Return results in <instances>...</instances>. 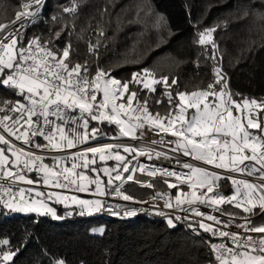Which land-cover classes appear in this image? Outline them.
Segmentation results:
<instances>
[{"label":"snow or ice","instance_id":"1","mask_svg":"<svg viewBox=\"0 0 264 264\" xmlns=\"http://www.w3.org/2000/svg\"><path fill=\"white\" fill-rule=\"evenodd\" d=\"M45 3L46 0H34V10L31 11L29 9H33V4L24 3L23 11H17L15 19L11 22L17 27L0 37V86L17 89L18 94L27 101V104L18 101L12 105L7 101H0L2 105L0 112L19 113L15 119L7 114L0 117V126L9 136L28 146L27 150L17 147L11 140L0 134V144L7 145L6 150L0 148V181L10 180L7 187L0 182V193L7 194L6 199L4 195H0V203L4 208L12 212L50 214L53 218L60 219L54 208L47 202L55 200L57 203H65L66 206V202L71 201L79 209L78 214L81 216L85 214L91 216L103 211L111 215L122 213L124 216H135L144 209L119 204L111 205L106 203L104 198L114 193L123 201L148 203V201L135 200L132 195L125 194L126 190H122L126 181L153 187L151 183H143L135 178L136 172L139 171L147 173L150 177H155L157 174L161 177H175V183L163 181L169 189L178 188L181 184H186L191 189L189 192L178 191L174 196V203L170 194L158 192L151 198L153 208L156 207V200H163L165 208L204 216L206 220L214 221L217 225L223 222L214 215L201 212L195 205L203 204L214 211H220V205L232 204L248 214H251L258 206L264 214V183L249 182L229 175L239 173L256 176L258 181H264V123L259 122L258 116L254 114L257 109L264 111V100L258 102L255 98L248 97L240 101L234 99L233 93L228 88L226 74L217 67L215 80L209 83L206 89L192 92L178 91L176 97H173L171 91H167L166 115L161 116L159 112L153 114L148 109V100L141 102L138 99V92L130 90L129 84H142L143 89L155 92V84H163L165 89H171L176 84L175 79L170 84L167 76L157 78L151 70L145 68L133 73L131 80L121 82L99 65L95 74L90 77L87 61L81 64L70 60L71 42H68L63 49L57 47L55 51L49 49L46 44L41 45L39 38L29 41L27 47H17L18 41L15 37L18 35V29L27 27L23 21L30 20L35 24L42 15ZM64 11L74 12L75 9L65 8ZM53 19L56 18L53 17ZM17 22L20 23L17 24ZM156 26L166 28L167 23L161 24L158 21ZM5 27L9 26L0 24V30ZM215 31L216 28L212 27L200 32L198 43L200 45L211 43L216 50L217 45L212 40V34ZM100 34L103 35V32ZM55 35L59 38L60 32H56ZM4 40L10 42L4 43ZM98 47L99 41L96 45H89V51L95 54ZM155 103L159 105L163 101L157 100ZM33 117L36 119L33 120ZM9 120H12L11 125L5 123ZM91 121L115 124L119 135L111 139L127 137L132 140H141L149 133L173 137L174 139L165 140L161 136L159 140L152 139L150 143L166 145L168 151L176 155L168 156L167 153L157 151L154 152V156L157 159L163 156L170 161L174 159L176 164L188 171L177 172L159 167L146 168L143 164L130 168L131 161L120 154L121 149L123 153L146 155L148 159L153 158L152 150L113 144L92 146L89 143L90 140L99 141L107 137V133L101 132L96 127L89 130ZM21 128L23 131H20ZM249 129H258L261 134L253 133ZM57 135L59 141L54 142ZM35 137H42L47 143L41 144L34 139ZM85 144H88L86 148H79L80 145ZM74 148L79 150L65 152ZM33 149H38L42 153L57 151L65 152V154L51 156L52 164L49 165L44 163L46 156L36 154ZM6 151L10 155H6ZM89 153L92 154L91 159L88 158ZM97 155L100 161L115 160L118 163L114 168H90V165L96 164ZM181 157H187L190 160H184ZM68 160L72 161L71 167L63 166ZM78 161H82V164ZM246 161L254 163L246 164ZM256 165L259 167L257 168ZM206 166L224 171L217 172ZM78 167L95 172L96 178H91L84 171L77 172ZM26 172H35L45 186L58 189L74 186L75 191L89 192L93 191L90 186L95 185L93 194L97 198L81 199L75 195L69 197L59 192H49L45 196L44 193L36 192V197L44 198L25 199L23 193L26 190L20 188L21 195L19 199H16L15 194L12 193V187L17 181L30 185L39 182L27 178ZM100 172L108 177L107 185H104L100 179ZM124 173L128 175L124 176ZM257 173H259L258 176ZM222 179L230 180L234 186L232 195L225 196L215 191L220 187L219 181ZM115 181H120V184H115ZM205 189L206 191H203ZM27 191L31 192L33 189H27ZM210 193L214 194L208 195ZM155 214L165 216L169 227H176L172 216L165 214L162 209L157 208ZM237 215L230 214L224 227L232 224ZM181 219L180 216L175 217L177 221ZM198 223L205 232H211L213 236L218 234L220 237H228L231 240L234 247H226L225 244L212 245L219 264H264V235L242 236L236 232L223 231L203 221ZM236 227L242 228L245 233L264 234V224L257 226L247 217H244L243 224H238ZM92 231L103 235L105 230L100 228ZM30 238L29 233L23 238L21 245L26 246ZM8 244L7 239L0 240V245ZM19 250L17 248V251ZM15 255L14 251L0 250V264H8ZM52 264H66V262L59 258L54 259Z\"/></svg>","mask_w":264,"mask_h":264},{"label":"trees","instance_id":"2","mask_svg":"<svg viewBox=\"0 0 264 264\" xmlns=\"http://www.w3.org/2000/svg\"><path fill=\"white\" fill-rule=\"evenodd\" d=\"M24 3L34 0H0V24L12 22ZM65 8L75 11L66 12ZM158 21L166 22L167 27H157ZM212 27L216 28L213 41L219 47L233 98L264 100V0H46L42 15L35 24H29L17 47H27L29 41L39 38L41 45L55 51L71 42L70 60L81 64L87 61L90 76L99 65L121 82L131 80L133 73L145 68L157 78L167 76L170 84L175 79L171 89L156 84L155 92L143 89L142 84H129L141 102L148 100L150 112L164 116L168 111L167 91L176 97L178 91L203 90L212 83L210 45L198 43L199 33ZM56 32H60L59 38ZM98 41L94 54L89 45ZM196 61L198 69L194 67ZM157 100L163 103L157 105ZM0 101L10 105L26 102L16 90L6 86H0ZM5 114L13 119L19 115L0 112V117ZM263 116L264 111L260 110L261 121ZM92 127L108 136L119 133L115 124L107 122L91 121L89 130ZM219 184L215 191L225 196L233 194L230 180L222 179ZM179 189L189 188L169 189L166 183L157 181L153 188L127 184L122 190L134 199L146 201L158 192L174 197ZM56 208L62 221L34 214L8 217L1 209L0 240L7 239L9 244L0 245V250L16 252L8 264H52L59 258L66 264H211L210 251L203 241L185 232L177 220L176 227H169L165 216L155 212L126 221L102 215L84 217L76 211L67 216L68 209L61 204ZM223 210L244 216L232 206ZM260 213L261 210L255 211L253 216ZM252 223L264 224V214ZM99 227L105 228L101 236L92 231ZM29 233L27 245H21Z\"/></svg>","mask_w":264,"mask_h":264},{"label":"built area","instance_id":"3","mask_svg":"<svg viewBox=\"0 0 264 264\" xmlns=\"http://www.w3.org/2000/svg\"><path fill=\"white\" fill-rule=\"evenodd\" d=\"M31 10H34V7H33V9H29V11H31ZM23 22L27 24V27L18 29V35L15 37L17 39V41H19L20 37L26 33V31L28 29V26L31 23L30 20H24ZM19 23L20 22H17V24H19ZM6 25H8L9 27H5L3 30H0V37L5 36L10 29H15L17 27L16 24H12L11 22L6 24ZM3 42L4 43H9L10 41L9 40H4ZM210 48H211L210 57H213V58H211L212 61H213V69H212V72H211V81L214 82V80H215V69L217 67L221 68L223 73H225V72H224V69H223V59H222V56H221V54L219 52L218 45H217V49L216 50L213 49L212 44L210 45ZM49 49H51V48H49ZM194 67H196L197 69L199 68L198 61H196L194 63ZM226 78H227V81H228V76L227 75H226ZM7 88H9V87H7ZM228 88H229V84H228ZM9 89H12V88H9ZM14 90H16L18 92L17 89H14ZM25 104H27V101L25 102ZM35 119H36V117H33V120H35ZM50 119H55V117H50ZM118 135H119V133H118ZM118 135H110V136L107 135V137L101 138L99 141H91L90 140L89 143L92 146H102L104 144H113V145L136 146L137 148H146V149H151L152 150V153H153V158L152 159H148V157L146 155L145 156H136V154L134 153L135 159L133 160L130 168L138 166L139 164H143V165H145L146 168L159 167V168H167L170 171L174 170V171H177V172H187L188 171L187 169H183L178 164H176L174 159L170 161L168 159H165L163 156H161L159 159L155 158V156H154V152H157V151L162 152V153H167L168 156H175L176 155L175 153H172V152L168 151V147L166 145L150 143V141L152 139L159 140L161 138V136H163V138L165 140L174 139L173 137L165 135V134H160V136H157L155 133H149L146 138L141 139V140H132V139L127 138V137H122L120 139H111V137L118 136ZM7 138L9 140H11L12 143L15 144L17 147H23V148H25L27 150V147H26V145L23 144V142H17L15 140H13L12 138L8 137V136H7ZM34 139L35 140L39 139V140L47 143V141H45L42 137H35ZM58 141H59V136L57 135L56 140L54 142H58ZM87 146H88V144L80 145L79 148H86ZM79 148L65 150V152H76V151L79 150ZM34 152H36V154L45 155V156H60V155H64L65 154V152L42 153L41 151H36V150ZM181 159L190 160V158H187V157H181ZM192 162L193 163H199V162H195V161H192ZM250 163H254V162H251V161H247L246 162V164H250ZM256 167L258 168L259 165H256ZM25 175H26L27 178H31L34 181H39V182L38 183H33V184L30 185V184H27L25 182L17 181L12 187V193L15 194L16 199H19V197L21 195L19 193V189L20 188H24L26 190L23 193L25 199H30L31 196H33L32 193H34V192H41V193H44L45 195H47V193H49V192H59L62 195H67L69 197L75 195V196H77L79 198H86V199H95V198H97L93 194L95 186H90L93 191H89V192H78V191H75L74 186L71 187V188L58 189V188H53V187H50V186H45L43 184L42 179L40 177H38L35 172H30V173L26 172ZM127 175H128V173L126 174V176ZM230 175L233 176V175H236V174L235 173H230ZM135 178L138 179L139 181L143 182V183H151L153 186H154V183L157 182V181L163 182L164 180H168L169 182H172V183L176 182L175 181V177H161L159 174H157V176H155V177H150V176L147 175V173H140L139 171L136 172ZM241 178L242 179H246L249 182L264 183V181H258L256 179V176L241 175ZM0 182H2L5 187H7L8 184L10 183V180L4 179L3 181H0ZM127 184H134V185H137L139 187H146V186H141L140 183H135L133 181H126L123 184V187L125 185H127ZM178 187L189 188L188 185H186V184H181ZM146 188H149V187H146ZM151 188H153V187H151ZM27 189H33V191L28 192ZM162 194H164V193H162ZM0 195H4L5 199L7 198V194L0 193ZM171 196L173 197V195H171ZM151 198L149 200H146V201H148V203H133L132 201H123L119 197L115 196L114 193H112L111 195H109V196L104 198L106 203L111 204V205L119 204L121 206L130 207V208L144 209V211L138 212L137 215H135V216H124L122 213L120 215H111L108 212L103 211L102 212V216H104L105 218H108V219H119V220L133 221V220H136L137 217L139 215L143 214V213L155 212V210L157 208L158 209H162L165 214H170L174 218L176 216H180L182 219L178 220L177 222L179 223V225H181L183 230L185 232H187L190 236H192V237H194L196 239H200L201 241H203V243L209 249L210 254H211V264H219V261H217V259H216V252L212 249V245L213 244H216V245L225 244L226 247H234V246L232 245L231 240L228 237H220L218 234L216 236H213L211 232H205L203 229H201L199 227V223H198L199 221H203L206 224L213 225V227L220 228L223 231H231V232L239 233L242 236H246V235H249V234L253 235L254 237L255 236L264 235V234H257V233H245L242 228L236 227V225L244 223V217H241V216H236V218H235V220H234V222L232 224H230L228 227H224V224L227 223V221L229 220L230 214L224 213L221 209H220V211H214L212 208H209V207H207L206 205H203V204L195 205L196 207H199L201 212H203V213H205L207 215H214V216H216L218 219H220L223 222V223L217 225V224H215L214 221L206 220L204 216H195L194 214H192L190 212H185V211H179V210L165 208L163 200H156L155 201V206L156 207L153 208L151 206L152 203H153ZM135 200H137V199H135ZM172 202L173 203L175 202L174 201V197H173V201ZM57 204H61V203H57ZM185 207H187V205H185ZM1 209L7 210L6 208H4L2 206V203H0V210ZM34 215H36V213H34ZM184 217H187V219H184ZM248 219L253 221L252 218H248Z\"/></svg>","mask_w":264,"mask_h":264},{"label":"rangeland","instance_id":"4","mask_svg":"<svg viewBox=\"0 0 264 264\" xmlns=\"http://www.w3.org/2000/svg\"><path fill=\"white\" fill-rule=\"evenodd\" d=\"M31 4H33V7H34V3H31ZM21 11H23V9L21 10ZM212 40H213V36H212ZM206 45H211V43H209V44H206ZM156 86V84L154 85V87ZM211 99V98H210ZM134 106H135V103H134ZM150 111V110H149ZM192 110H190V112H191ZM235 114V113H234ZM27 117L25 116V119H26ZM5 123H7V124H9V125H11V123L12 122H10V121H6ZM25 127H27V125H25ZM20 131H23V128H21L20 129ZM0 134H3L6 138H7V136L8 137H10V138H12L13 140H15V138L14 137H12V136H9V134L6 132V131H4V128L2 127V126H0ZM17 134H19V133H17ZM8 139V138H7ZM15 141H17V140H15ZM17 142H22V141H17ZM1 146H0V148H5V150L7 149V145H4V144H0ZM26 147L28 148V146L26 145ZM40 151V150H38V149H33V151ZM52 152H57V151H52ZM5 154L6 155H10V153H7V151L5 152ZM121 155H124L125 157H126V159L127 160H130L131 161V164H132V162H133V160L135 159V158H133V157H135L134 156V153H132V154H127V153H123V151H122V149H121V153H120ZM50 157L51 156H46V159H50ZM88 158L89 159H91L92 158V154H88ZM12 159H14V158H12ZM45 159V160H46ZM44 160V163H47V164H49V165H51L52 164V161H51V159H50V161L49 162H46ZM71 163H72V161L71 160H68L67 162H66V164L65 165H63V166H67V167H71ZM78 163H80V164H82V161H78ZM118 162L117 161H115V160H108V161H100L99 160V157H98V155H97V157H96V164L95 165H90L89 167L91 168V167H96L97 169H100V168H103V167H109V168H114L115 166H116V164H117ZM246 163V162H245ZM131 164L129 165V167L131 166ZM98 165H100L99 167H97ZM206 167H208V168H210L211 170H215V171H217V172H221V173H223V171L224 170H217V169H212L211 168V166H206ZM76 171L77 172H80V171H84L85 172V174L86 175H89L91 178H96V173L95 172H91V171H89V170H86V169H83L82 167H78L77 169H76ZM236 175H233L235 178H237V179H242L241 178V175L242 174H239V173H235ZM113 175H115V173H113ZM124 175H125V173H124ZM230 175V174H229ZM257 175H259V173L257 174ZM100 179L102 180V182H103V184H105V185H107V180H108V177L106 176V175H104V173L103 172H100ZM120 181H115V184H118ZM91 186H95V185H91ZM180 190H182V191H184V192H189V191H191V189L189 188V189H187V190H183V189H179L178 191H180ZM177 191V192H178ZM203 191H206V189L205 190H203ZM33 194V196H31V198H36V199H43L44 197H36V192H34V193H32ZM208 195H213V193H210V194H208ZM46 196V195H45ZM81 199H86V198H81ZM48 202V204H49V206L50 207H52V208H54V210L56 211V213H57V208H56V205H57V202H55V200H49V201H47ZM67 203V206H66V204L65 203H61V206L64 208V209H68V211H67V216H72L74 213H75V211L78 213L79 212V209L75 206V205H73L72 203H71V201H68V202H66ZM225 205V204H224ZM224 205H220L219 207H222V206H224ZM2 211L0 210V213H1ZM34 213H22V212H12V211H10V210H5V212H4V215L5 216H8V217H12V216H15V215H22V216H30V215H33ZM37 216H40V217H49V218H52V219H54V220H56L55 218H53L50 214L49 215H38V214H36ZM79 215V214H78ZM102 215V212H100V213H94L93 215H91V216H89V215H87V214H85V215H83L84 217H95V216H101ZM167 215H170V214H167ZM57 216H58V213H57ZM79 216H81V215H79ZM170 216H172V215H170ZM172 218H173V220H174V223L175 224H177V222H176V220L174 219V217L172 216ZM166 219V218H165ZM100 228H103L104 230H105V228L104 227H99V228H96V229H100ZM94 233V232H93ZM94 234H96V235H99V236H101L98 232L97 233H94ZM10 262V261H9Z\"/></svg>","mask_w":264,"mask_h":264},{"label":"crops","instance_id":"5","mask_svg":"<svg viewBox=\"0 0 264 264\" xmlns=\"http://www.w3.org/2000/svg\"><path fill=\"white\" fill-rule=\"evenodd\" d=\"M259 111H260V110L257 109L256 112H255L254 114L258 116V118H259V122L264 123V116L262 117V121H261V120H260V117H259ZM249 131H251V132H253V133H256V134H258V135L261 134V133L259 132L258 129H249ZM246 162H247V161H246ZM233 191H234V187H233ZM225 206H232L233 208H235L232 204H225L224 206L219 207V208L224 212L223 208H224ZM236 209H238V208H236ZM238 210L242 211V209H238ZM258 210H261V209H259V207L257 206L256 208L253 209V211H252L251 214L244 213V212L242 211L243 214H244V216H241V217H248V218L255 219L256 217L262 215V212H261L258 216H256V217L253 216V214L255 213V211H258ZM224 213H225V212H224ZM227 214H229V213H227ZM237 216H240V215H237ZM63 219H64V218H60V219H56V220H58V221H62Z\"/></svg>","mask_w":264,"mask_h":264},{"label":"water","instance_id":"6","mask_svg":"<svg viewBox=\"0 0 264 264\" xmlns=\"http://www.w3.org/2000/svg\"><path fill=\"white\" fill-rule=\"evenodd\" d=\"M209 57V56H208Z\"/></svg>","mask_w":264,"mask_h":264}]
</instances>
